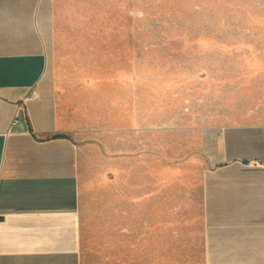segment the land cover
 Segmentation results:
<instances>
[{
  "label": "rangeland",
  "instance_id": "rangeland-1",
  "mask_svg": "<svg viewBox=\"0 0 264 264\" xmlns=\"http://www.w3.org/2000/svg\"><path fill=\"white\" fill-rule=\"evenodd\" d=\"M82 264H202L201 179L264 124V0H49Z\"/></svg>",
  "mask_w": 264,
  "mask_h": 264
},
{
  "label": "crops",
  "instance_id": "crops-1",
  "mask_svg": "<svg viewBox=\"0 0 264 264\" xmlns=\"http://www.w3.org/2000/svg\"><path fill=\"white\" fill-rule=\"evenodd\" d=\"M50 42L49 0H0V264H82L78 148L46 78ZM218 155L201 179L202 264H264V124L223 128Z\"/></svg>",
  "mask_w": 264,
  "mask_h": 264
},
{
  "label": "built area",
  "instance_id": "built-area-1",
  "mask_svg": "<svg viewBox=\"0 0 264 264\" xmlns=\"http://www.w3.org/2000/svg\"><path fill=\"white\" fill-rule=\"evenodd\" d=\"M31 97H32V98H35V97H36L35 93H32V94H31ZM13 123H14V122H13Z\"/></svg>",
  "mask_w": 264,
  "mask_h": 264
}]
</instances>
